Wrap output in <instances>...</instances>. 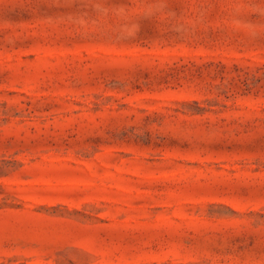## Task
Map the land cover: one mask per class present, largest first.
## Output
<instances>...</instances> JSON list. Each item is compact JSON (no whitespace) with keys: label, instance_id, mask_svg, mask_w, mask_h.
I'll return each instance as SVG.
<instances>
[{"label":"rangeland","instance_id":"obj_1","mask_svg":"<svg viewBox=\"0 0 264 264\" xmlns=\"http://www.w3.org/2000/svg\"><path fill=\"white\" fill-rule=\"evenodd\" d=\"M0 264H264V0H0Z\"/></svg>","mask_w":264,"mask_h":264}]
</instances>
